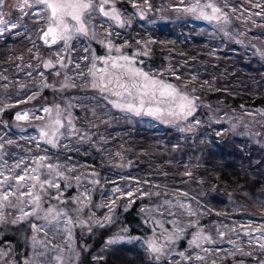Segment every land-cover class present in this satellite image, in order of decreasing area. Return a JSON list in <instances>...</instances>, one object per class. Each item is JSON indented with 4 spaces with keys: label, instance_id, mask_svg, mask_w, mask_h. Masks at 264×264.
<instances>
[{
    "label": "rangeland",
    "instance_id": "rangeland-1",
    "mask_svg": "<svg viewBox=\"0 0 264 264\" xmlns=\"http://www.w3.org/2000/svg\"><path fill=\"white\" fill-rule=\"evenodd\" d=\"M191 2L148 0L145 4L138 0L139 8H134L129 0H116V7L122 10L130 26L113 27L111 36L114 46L135 57L136 67L155 74L193 98L195 110L187 119L182 115L170 116L167 112L160 118L144 114L137 116L114 107L108 99L93 93L91 90L99 89L92 87L94 77L86 71V66L91 65L80 58L88 55L83 51L85 45L97 57L108 55L107 49L96 41L83 37L72 41L76 50L71 53V58L81 64V69L70 64L55 76L56 69H45L43 61L55 60L52 53L60 49V44L45 47L39 39L38 24L25 17L28 31L15 29L0 36V144H3L0 163L6 160L11 164L21 157L40 155L42 149H48L49 156L65 166H75L69 176L81 175L79 186L76 180H71V187L65 188V182L61 181L64 199L71 201L85 186L91 190L90 204L84 207L83 212H72L71 215H78L82 220L92 217L87 221L91 224L90 229L79 224L68 226L72 238L67 245V236L63 240L57 236L53 243L64 249L60 251L53 249L52 245L33 247L31 237L34 233L29 223L43 224V220L28 218L13 224V215L18 213L7 210L12 215H7L6 221L0 223V238L9 237L0 245V264H41V261L44 264H84V248H81L83 245L78 237L91 240L88 247L93 252L86 264H212L213 261L216 264H264V251L255 244L249 246L248 236L239 238L243 252H237L227 242L230 238L237 239V234L229 231L230 227L235 226L240 231L241 224H251L253 229L264 224V114L209 100L195 86L191 88L178 81L184 79L193 85L191 81L200 77L206 79L212 89L217 86L244 89L245 75L235 74L238 67L264 79V16L249 15L239 10L242 5L256 13L263 6L253 7V3L246 0H212L229 19L227 23L223 20L210 23L198 18V14L184 10ZM15 3L16 0H7L6 10L12 12ZM225 4L230 7H225ZM233 7L238 10L233 12ZM139 9H143V19ZM16 15L18 13L13 12V17ZM172 40L195 41L200 45L202 56L177 51L171 47ZM96 47L100 48L102 55L96 53ZM155 47H159L161 52L159 59L153 56ZM224 54H230L231 59L222 62ZM101 67L103 64L97 61V69ZM81 70H85L84 75H77ZM99 75L97 72L96 76ZM54 80L62 87L79 86L90 90L84 89L81 94L72 96L62 90L55 99L44 101L48 103H35L34 98L43 92L45 84ZM65 84L67 86H63ZM113 100L118 101L119 98L113 96ZM44 108L52 109L51 117H55L59 108L65 125L70 118L72 125L79 130L77 134L61 137L58 148H52L43 140L37 148V141L32 139L39 137L40 128L49 118L48 113L41 111ZM17 113L28 115L17 120ZM33 114L45 119H34ZM9 140L11 144L7 143ZM229 161L238 167L242 178L248 181L259 178V187L250 189L246 186L240 193L229 189L217 171L219 165ZM170 163H175V167L169 168ZM90 180L98 183H88ZM117 187L123 192L132 189L138 196L140 192L149 195L140 196L128 204L131 198L114 191ZM50 191L57 192L55 188ZM111 197L119 198L111 204ZM165 199L172 200L173 204L180 200L199 214L189 216L178 206L172 208L184 225V231L167 245L166 255L157 259L156 254L147 248V241L155 240L162 231L156 227L157 223H163L164 228L170 231L175 230L169 221L176 217L167 213L160 216L157 211ZM49 203L57 205L58 201L46 200L44 207ZM104 204H110L113 211L109 213L108 208L101 207ZM59 207L73 209L76 205L70 202ZM132 207L140 218L141 232L130 233L129 226L119 220L121 213ZM92 209H95V215ZM105 214L111 219H104ZM97 219L101 220L103 227L96 223ZM189 220L199 223L195 227H187ZM201 228L218 243L190 247L192 234ZM217 228L227 233L224 243H219ZM109 240L114 242L109 244ZM160 243H164L163 239ZM203 248L213 251L204 252ZM41 251L47 256H39ZM180 252L193 257L198 253L205 259L184 260ZM249 252L251 255L244 254ZM57 255L60 260L56 259Z\"/></svg>",
    "mask_w": 264,
    "mask_h": 264
},
{
    "label": "snow or ice",
    "instance_id": "snow-or-ice-1",
    "mask_svg": "<svg viewBox=\"0 0 264 264\" xmlns=\"http://www.w3.org/2000/svg\"><path fill=\"white\" fill-rule=\"evenodd\" d=\"M129 2L134 8H139L138 0H129ZM143 2L147 4L148 0H143ZM248 2L253 3V0H248ZM6 3L7 0H0V36L15 29L22 28L23 31H28L27 25L24 23L25 17L31 20L33 24H38L39 39L43 41L44 45L51 47L60 44V49L52 53L56 59L43 61L45 69H56L53 75L59 76L60 69L66 68L70 64H74L76 69H81V64L71 58V53L76 50L75 45L71 42L81 37L87 38L100 43L107 49L108 55L97 57L92 54V49L85 45L83 51L88 55L80 59L91 65V67L86 66V71L94 77L92 87L98 88L102 93H110L111 96L119 98V102L109 100V103H112L114 107L137 116L144 114L156 118L162 117L165 112L170 116L182 115L185 119L193 114L195 110L193 98L173 84L157 78L155 74H150L136 67L135 57L124 54L120 47L113 45L111 40L113 27L124 28L130 26L127 18L123 16L122 10L116 7V0H16L12 12L6 10ZM225 7L230 6L225 4ZM253 7L261 8L262 6L260 3H253ZM139 10L140 18L143 19V9ZM184 10L198 14V18L210 23L213 21L218 23L221 20L227 23L229 19L227 13H224L221 7L212 0H207V2L192 0ZM237 10L235 7L232 8L233 12ZM239 10L248 12L249 15L264 16V10L252 13L249 9H244L242 5ZM13 12L18 13V15L13 17ZM15 34L19 35L21 33L16 32ZM113 52L118 55H113ZM37 59H40V57H37ZM97 61L101 62L103 67L97 69ZM28 66L32 67L31 64ZM84 71L81 70L77 75L83 76ZM97 72L100 73L98 77L96 76ZM29 75L31 74L29 73ZM39 75L43 76V73H39ZM65 75L67 77V73ZM45 86L49 85L45 84ZM51 87L54 88L55 85H51ZM107 98L105 96V99ZM41 111L48 113L49 118L44 126L40 128L39 137L32 138L37 141V148L40 147V140H43L52 148H58L60 147L61 137L78 133L79 130L75 129L70 118L67 120V125H65L59 108H57L55 117H51V108H44ZM27 115L28 113H17L16 119H24ZM33 118L45 119V117L38 114H33ZM196 123H199V121H196ZM61 129H64V131H61ZM183 130L181 129V131ZM7 143L11 144L12 141L9 140ZM64 147H67V145H64ZM2 149L3 144H0V150ZM48 151V149H42L40 155L28 158L21 157L11 164L6 160L0 163V223L6 221L7 215H12V213L7 212L9 209L18 213V215H13L11 221L13 224L24 222L28 218L43 220V224L29 223L34 233L31 237L33 247H37L38 244L43 248L52 245L53 249L63 251L64 249L59 244H54L53 241L57 236L61 237L62 240L64 236H67L68 240L65 241L67 245L72 238L69 225L76 226L79 224L91 228V224L87 223L92 219L91 216H87L82 220L78 215H71L72 212H83L84 207L90 204L91 190L85 186L84 190L73 197L71 201L64 199V189L60 186L61 181L65 182V188L71 187V180H76L79 186L81 175L69 176L68 173L73 171L75 166H65L58 159L49 156ZM0 160H3L2 152H0ZM93 175L95 174L93 173ZM88 183L95 184L98 181L90 180ZM52 188H55L57 192H51L50 189ZM114 191L120 192L122 196L130 197L128 204L133 203L140 196L149 195V193L140 192L138 196L132 189L123 192L118 187ZM157 195H161V193H157ZM118 198L111 197V204H115ZM51 199H56L58 204L52 205L49 203L47 207H44L46 200ZM70 202L74 203L76 207L73 209L59 207L60 204L67 205ZM174 206L187 211L189 216L199 214L190 205H186L180 200H176L173 204L172 200L165 199L163 204L158 206L157 211L160 216L167 213L176 217V219L169 221L175 229L172 231L164 228L163 223L158 222L156 227L161 228L162 231L155 240L147 241V248L156 254L157 259L161 255H166L164 250L167 245L178 239L179 233L184 231V225L179 216L172 211ZM101 207L108 208L109 213L113 211L110 204H104ZM124 207L126 210L127 204ZM92 213L95 215V209H92ZM104 219L110 220L111 217L105 214ZM96 223L101 227L104 226L99 219L96 220ZM198 223L199 221L189 220L187 227H195ZM239 229L240 231H237V227H230L229 231L236 233L237 239L230 238L227 241L233 245L237 252L244 251L239 243L241 235L249 237L247 241L249 246L255 244L261 251H264V224L258 225L255 229L251 227V224H241ZM217 233L220 237L219 243H224V237L227 233L220 228H217ZM255 233L260 234L255 235ZM161 239L164 243H160ZM113 242L112 240L108 241L109 244ZM216 243L218 241L211 234H205L202 228L192 234V239L189 241L190 247L197 248H200L202 244L212 245ZM202 250L204 252L213 251L209 248H203ZM215 251H223V249H216ZM244 254L251 255L250 252ZM38 255L46 257L47 253L41 251ZM179 255L184 260L205 259L204 256L198 253L194 257L185 256L183 252H180ZM48 259L51 258L48 257ZM56 259L60 260V256L57 255ZM41 264H44V262L41 261ZM212 264H216V261H213Z\"/></svg>",
    "mask_w": 264,
    "mask_h": 264
},
{
    "label": "trees",
    "instance_id": "trees-1",
    "mask_svg": "<svg viewBox=\"0 0 264 264\" xmlns=\"http://www.w3.org/2000/svg\"><path fill=\"white\" fill-rule=\"evenodd\" d=\"M248 1V0H246ZM253 3H260L263 7L261 9L264 10V0H253ZM172 48L176 49L177 51H183L186 53L195 54L197 57L202 56L200 51L201 48L200 45L196 43L195 41L189 42H182V41H176L172 40ZM99 55H102V53L99 52L100 48L96 47L95 49ZM153 56L155 59H159L161 57V52L159 50V47H155L153 49ZM231 55L230 54H224L222 58V62H225ZM238 69L235 74L239 75H245V86L244 89L237 88V90L225 86H217L215 89H212L207 83L206 79H202L200 77L194 78L191 82L193 83H187L184 79L178 80L181 84H185L186 86H190L191 88L195 86L198 88V90L202 93V96H205L209 100L213 101H221L225 104L230 105L231 107L235 109H244V110H257L259 112H262L264 114V79H262L263 76L256 75L254 72H250L248 70L244 71L241 68ZM175 82H177V79H174ZM178 83V82H177ZM49 86L43 87V92L39 93L38 96L34 98L35 103L45 104L48 102L44 101H51L52 99H55L57 95H61V91L63 90L68 95L72 94H81V92L84 89H88L87 92H89V88H81L79 86H72V87H62L57 81H50L47 83ZM51 85H55V87H51ZM93 93L98 95L99 97H102L105 99V96H107L108 100H113V96L107 93H102L100 90H91ZM64 93V94H65ZM115 101V100H114ZM119 102V100L117 101ZM173 164V165H171ZM175 163H170L168 165L169 168H174ZM220 172V177L228 183V188L233 190L236 193H240L241 190H243L244 187L248 186L250 189H257L259 187V183L261 180L259 178H255L252 181H248L246 178H242L240 174V170L238 167L235 166L233 161L225 162L217 167V171ZM135 207H132L131 210L125 213H121V218L119 219L123 221V225L129 226L130 233H136L141 232V222L140 218L137 215ZM123 219V220H122ZM119 220L116 222V225L119 223ZM150 228V227H149ZM115 231V230H114ZM8 236L5 235L2 238H0V245H2L3 240H8ZM83 238L78 237L77 240H81V243L84 248L83 250V256L85 259L84 264L87 263V260L90 259V256L93 251H91V248L88 247L90 244L89 238ZM108 264V263H106Z\"/></svg>",
    "mask_w": 264,
    "mask_h": 264
},
{
    "label": "bare ground",
    "instance_id": "bare-ground-1",
    "mask_svg": "<svg viewBox=\"0 0 264 264\" xmlns=\"http://www.w3.org/2000/svg\"><path fill=\"white\" fill-rule=\"evenodd\" d=\"M40 41L42 42V44H44V43H43V41H42L41 39H40ZM45 47H47V48H48V46H46V45H45Z\"/></svg>",
    "mask_w": 264,
    "mask_h": 264
},
{
    "label": "water",
    "instance_id": "water-1",
    "mask_svg": "<svg viewBox=\"0 0 264 264\" xmlns=\"http://www.w3.org/2000/svg\"><path fill=\"white\" fill-rule=\"evenodd\" d=\"M52 46H55V45H52Z\"/></svg>",
    "mask_w": 264,
    "mask_h": 264
}]
</instances>
